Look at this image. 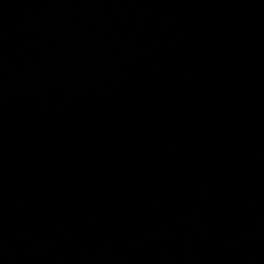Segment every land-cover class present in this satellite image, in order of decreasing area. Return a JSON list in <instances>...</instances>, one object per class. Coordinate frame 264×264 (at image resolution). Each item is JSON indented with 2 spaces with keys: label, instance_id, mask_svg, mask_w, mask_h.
<instances>
[{
  "label": "water",
  "instance_id": "obj_1",
  "mask_svg": "<svg viewBox=\"0 0 264 264\" xmlns=\"http://www.w3.org/2000/svg\"><path fill=\"white\" fill-rule=\"evenodd\" d=\"M0 264H264V0H0Z\"/></svg>",
  "mask_w": 264,
  "mask_h": 264
}]
</instances>
